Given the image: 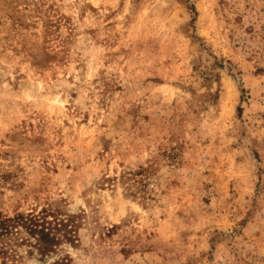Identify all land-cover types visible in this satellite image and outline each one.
Here are the masks:
<instances>
[{
    "label": "rangeland",
    "instance_id": "1",
    "mask_svg": "<svg viewBox=\"0 0 264 264\" xmlns=\"http://www.w3.org/2000/svg\"><path fill=\"white\" fill-rule=\"evenodd\" d=\"M50 204L0 264H264V0H0V211Z\"/></svg>",
    "mask_w": 264,
    "mask_h": 264
},
{
    "label": "trees",
    "instance_id": "2",
    "mask_svg": "<svg viewBox=\"0 0 264 264\" xmlns=\"http://www.w3.org/2000/svg\"><path fill=\"white\" fill-rule=\"evenodd\" d=\"M71 227L72 215L63 216L51 204L28 212L0 211V253L11 260L17 259L16 245L25 244L29 254L35 251L44 260L59 250L64 239L73 242ZM70 260L68 254H62L49 264H69Z\"/></svg>",
    "mask_w": 264,
    "mask_h": 264
}]
</instances>
